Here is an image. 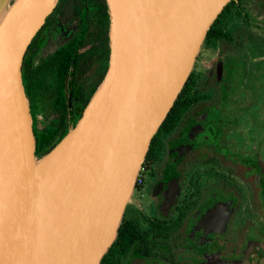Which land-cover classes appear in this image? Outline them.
I'll return each instance as SVG.
<instances>
[{"label": "flooded vegetation", "instance_id": "af4514ba", "mask_svg": "<svg viewBox=\"0 0 264 264\" xmlns=\"http://www.w3.org/2000/svg\"><path fill=\"white\" fill-rule=\"evenodd\" d=\"M235 2L243 25L232 43L207 48L224 56L195 71L202 88L162 130L100 264H264V37L255 32L264 0ZM109 27L106 0H58L28 47L22 75L39 157L101 85Z\"/></svg>", "mask_w": 264, "mask_h": 264}, {"label": "water", "instance_id": "95a60500", "mask_svg": "<svg viewBox=\"0 0 264 264\" xmlns=\"http://www.w3.org/2000/svg\"><path fill=\"white\" fill-rule=\"evenodd\" d=\"M57 1L16 0L0 21V264L101 263L151 142L232 0H106V75L77 125L39 157L22 69Z\"/></svg>", "mask_w": 264, "mask_h": 264}, {"label": "trees", "instance_id": "16d2710c", "mask_svg": "<svg viewBox=\"0 0 264 264\" xmlns=\"http://www.w3.org/2000/svg\"><path fill=\"white\" fill-rule=\"evenodd\" d=\"M243 14L240 8L237 7L235 0H232L223 10V12L219 15L215 23L212 25L211 29L209 30L207 37L202 46L205 48H209L212 46H217L218 42H231L234 32V26L243 25ZM202 88V84L199 81L198 74L195 71H192L186 85L184 86L182 92L180 93L178 99L176 100L173 108L171 109L170 113L168 114L166 120L164 121L163 125L153 138L151 145L149 147L147 156L144 160L143 166L145 167L146 171V162L153 159L154 153L157 151L159 144H160V137L162 134V130L166 128L171 120L174 118V114H179L181 110V106L184 104V99L189 92H194V90ZM58 144V143H57ZM57 144H53L48 146L46 149V154H48ZM150 162V161H149ZM149 164V163H148ZM143 179V174H142Z\"/></svg>", "mask_w": 264, "mask_h": 264}, {"label": "rangeland", "instance_id": "374dc122", "mask_svg": "<svg viewBox=\"0 0 264 264\" xmlns=\"http://www.w3.org/2000/svg\"><path fill=\"white\" fill-rule=\"evenodd\" d=\"M15 1L16 0H7L5 5L1 7L0 21L4 19L5 15L10 10V8L12 7ZM246 11L251 18L256 17L254 12L250 8H247ZM258 20H259V23L264 25V18L258 19ZM255 32H257V34H261L264 37V27L262 28V30L255 28ZM224 53H225V50L224 51L223 50L211 51L205 48V46H202L200 53L196 59L195 65H194V71L204 72V71L209 70L217 62L218 59H222V57L224 56ZM235 57H236L235 59H237L239 56L235 55ZM257 61H258L257 57H251L249 59L248 70H250L254 66V63H256Z\"/></svg>", "mask_w": 264, "mask_h": 264}, {"label": "built area", "instance_id": "2783aa9c", "mask_svg": "<svg viewBox=\"0 0 264 264\" xmlns=\"http://www.w3.org/2000/svg\"><path fill=\"white\" fill-rule=\"evenodd\" d=\"M145 172V167L142 165L140 171H139V174L137 176V179H136V185H135V188L139 185L142 184V174Z\"/></svg>", "mask_w": 264, "mask_h": 264}]
</instances>
